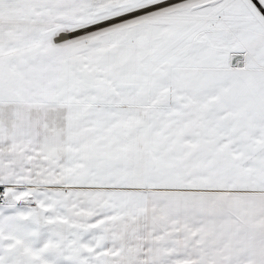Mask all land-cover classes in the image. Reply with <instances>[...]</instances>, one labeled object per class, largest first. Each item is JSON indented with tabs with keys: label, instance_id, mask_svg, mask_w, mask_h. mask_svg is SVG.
Wrapping results in <instances>:
<instances>
[{
	"label": "snow or ice",
	"instance_id": "obj_1",
	"mask_svg": "<svg viewBox=\"0 0 264 264\" xmlns=\"http://www.w3.org/2000/svg\"><path fill=\"white\" fill-rule=\"evenodd\" d=\"M0 264H264V0H0Z\"/></svg>",
	"mask_w": 264,
	"mask_h": 264
}]
</instances>
